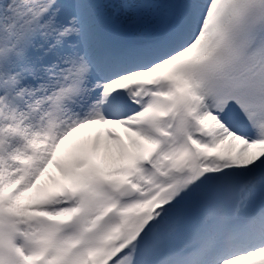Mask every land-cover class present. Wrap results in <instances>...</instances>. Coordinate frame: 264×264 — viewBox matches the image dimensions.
<instances>
[{"label":"snow or ice","instance_id":"6c2138e0","mask_svg":"<svg viewBox=\"0 0 264 264\" xmlns=\"http://www.w3.org/2000/svg\"><path fill=\"white\" fill-rule=\"evenodd\" d=\"M0 264H264V0H0Z\"/></svg>","mask_w":264,"mask_h":264}]
</instances>
